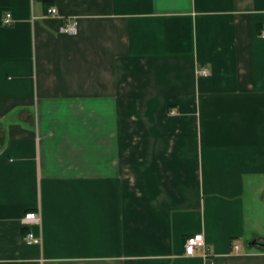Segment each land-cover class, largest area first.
<instances>
[{"label":"crops","instance_id":"1","mask_svg":"<svg viewBox=\"0 0 264 264\" xmlns=\"http://www.w3.org/2000/svg\"><path fill=\"white\" fill-rule=\"evenodd\" d=\"M263 35L264 0H0V264H264Z\"/></svg>","mask_w":264,"mask_h":264},{"label":"built area","instance_id":"2","mask_svg":"<svg viewBox=\"0 0 264 264\" xmlns=\"http://www.w3.org/2000/svg\"><path fill=\"white\" fill-rule=\"evenodd\" d=\"M47 14L49 16H57L58 12L55 7H48ZM2 23L4 25H9L12 22V16L10 12H5L2 17ZM58 32L75 35L77 33V20L75 18H67L58 26ZM264 36V35H263ZM196 74L198 76L208 75L209 70L206 66H201L196 70ZM22 225L27 229L25 233V242L27 244L39 243L41 241L40 235H35L32 231V226H40L41 224V216L38 211H27L24 213L21 218ZM197 248L202 249L203 256H206L207 253L205 251V240H203V235L201 233H195V235H191L185 238V242L183 244V253L187 256L195 255V251ZM237 248V245L234 246V249Z\"/></svg>","mask_w":264,"mask_h":264}]
</instances>
